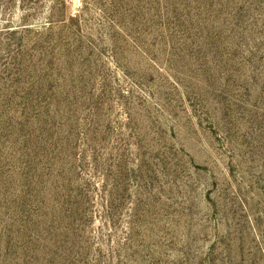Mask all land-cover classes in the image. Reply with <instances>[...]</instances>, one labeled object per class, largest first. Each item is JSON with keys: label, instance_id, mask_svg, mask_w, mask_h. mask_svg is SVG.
<instances>
[{"label": "rangeland", "instance_id": "1", "mask_svg": "<svg viewBox=\"0 0 264 264\" xmlns=\"http://www.w3.org/2000/svg\"><path fill=\"white\" fill-rule=\"evenodd\" d=\"M0 264H264V0H0Z\"/></svg>", "mask_w": 264, "mask_h": 264}]
</instances>
